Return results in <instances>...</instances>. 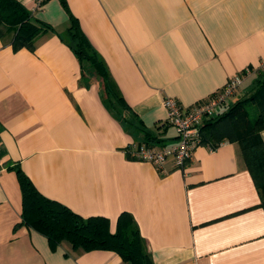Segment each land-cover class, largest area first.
Segmentation results:
<instances>
[{"label":"crops","instance_id":"crops-1","mask_svg":"<svg viewBox=\"0 0 264 264\" xmlns=\"http://www.w3.org/2000/svg\"><path fill=\"white\" fill-rule=\"evenodd\" d=\"M18 1L49 30L33 49L0 34V264H131L17 227L20 173L83 218H107L112 232L130 214L154 264H264L262 196L238 142L202 143L165 175L131 155L140 129L177 143L165 98L190 108L243 74L233 102L252 87L264 68V0H46L35 11ZM72 17L123 101L82 81L65 37Z\"/></svg>","mask_w":264,"mask_h":264},{"label":"trees","instance_id":"trees-1","mask_svg":"<svg viewBox=\"0 0 264 264\" xmlns=\"http://www.w3.org/2000/svg\"><path fill=\"white\" fill-rule=\"evenodd\" d=\"M62 4L66 6L65 0H62ZM48 30L46 24L33 21L31 12L18 0H0V34L14 32V49H33L38 38ZM65 37L80 62L82 81L87 84L92 80L98 81L104 99L123 101L114 90L104 63L93 50L76 18H71V26ZM258 74L263 79L250 96L233 102L215 118L205 121L202 138L203 144H209L212 149L224 142L240 144L264 206V141L261 137L264 131V70L260 69ZM139 131L143 141L138 147L144 144L164 146L159 137L141 129ZM19 180L23 210L22 222L17 227L25 225L40 231L53 247L68 243L74 251L108 250L118 253L131 264H154L130 214L122 213L116 231L112 232L107 218H83L68 207L44 197L24 174H19Z\"/></svg>","mask_w":264,"mask_h":264},{"label":"built area","instance_id":"built-area-1","mask_svg":"<svg viewBox=\"0 0 264 264\" xmlns=\"http://www.w3.org/2000/svg\"><path fill=\"white\" fill-rule=\"evenodd\" d=\"M45 2L46 0H34L33 10L41 9ZM243 76L244 74L233 77L212 97L190 108L183 107L174 98H165L164 106L168 111V124L176 130L177 143L173 146L144 144L132 150V157L152 163L164 175L169 172L167 164L170 162L176 168L184 169L193 152L203 143L202 128L205 121L215 118L231 104L243 83ZM6 169L0 160V175Z\"/></svg>","mask_w":264,"mask_h":264},{"label":"rangeland","instance_id":"rangeland-1","mask_svg":"<svg viewBox=\"0 0 264 264\" xmlns=\"http://www.w3.org/2000/svg\"><path fill=\"white\" fill-rule=\"evenodd\" d=\"M259 79H261L260 81H259ZM262 76L261 75H259V74H256V76H255V78H254V82H253V84H252V87L249 89V90H247L246 92H244V96H242V97H240V99L241 98H243V97H246V96H250L251 94H252V92L254 91V88H257L259 85H257V84H259V83H261V81H262ZM259 81V82H258ZM258 82V83H257ZM231 102H233V99H232V101ZM230 102V103H231ZM250 104H252V103H250ZM249 109L251 110V113H252V108L250 107V105H249ZM253 114V113H252ZM255 117V116H254Z\"/></svg>","mask_w":264,"mask_h":264}]
</instances>
